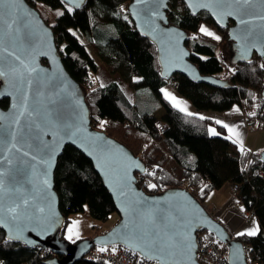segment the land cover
Listing matches in <instances>:
<instances>
[{
	"label": "water",
	"instance_id": "1",
	"mask_svg": "<svg viewBox=\"0 0 264 264\" xmlns=\"http://www.w3.org/2000/svg\"><path fill=\"white\" fill-rule=\"evenodd\" d=\"M63 1L81 8L87 0ZM182 1L192 14L206 11L217 27L228 28L230 64L256 53L264 65V0ZM169 2L130 0L126 6L134 27L156 46L162 77L180 73L194 82L231 86L227 78L202 74L190 60L189 34L170 22ZM13 8L11 17L0 19V99L9 101L0 105V229L5 238L50 249L54 255L44 264H74L95 245H121L161 264H203L197 232L209 229L227 244L229 264H249L244 243L190 189L169 186L150 193L138 184L146 163L91 124L84 87L66 69L52 27L27 0H13ZM25 73L27 83L18 76ZM68 144L91 160L119 215L105 232L77 242L62 236L66 215L54 181ZM259 155L264 161V149Z\"/></svg>",
	"mask_w": 264,
	"mask_h": 264
},
{
	"label": "trees",
	"instance_id": "2",
	"mask_svg": "<svg viewBox=\"0 0 264 264\" xmlns=\"http://www.w3.org/2000/svg\"><path fill=\"white\" fill-rule=\"evenodd\" d=\"M27 1L52 27L66 69L83 85L91 124L124 142L146 163L147 170L139 175L138 184L147 192L156 193L169 186L200 187L207 180L199 192L200 200L212 188L225 183H231L232 188L237 184V190L232 191L260 224L255 235L237 238L249 248L247 254L252 262H264V161L260 152L240 147L229 139L224 124L206 115L185 112L165 95L163 89L169 79L160 73L156 46L134 27L122 8L130 0H87L81 8L63 0ZM167 14L171 23L187 30L189 58L200 72L224 76L232 84L217 87L176 73L171 79L177 82L178 91L200 111L223 112L239 106L247 123L255 129L264 126V69L260 67V57L254 55L235 65L225 63L217 54L222 41L199 31L203 23L216 27L208 12L192 14L182 1L170 0ZM81 35L110 73L118 74L134 87L139 101L132 102L117 80L105 85L97 82L99 64L86 43L81 42ZM134 76L138 78L133 80ZM8 102V98L0 99L3 107ZM147 103L150 104L145 107ZM160 107L164 112L159 118L155 110ZM162 125H166L164 131L160 130ZM54 181L66 222L70 214L86 209L101 221H107L116 212L112 196L91 160L71 144L65 146L58 158ZM44 261L36 247L9 241L0 229V264ZM200 261L205 264L202 257ZM74 264L109 262L83 257Z\"/></svg>",
	"mask_w": 264,
	"mask_h": 264
},
{
	"label": "rangeland",
	"instance_id": "3",
	"mask_svg": "<svg viewBox=\"0 0 264 264\" xmlns=\"http://www.w3.org/2000/svg\"><path fill=\"white\" fill-rule=\"evenodd\" d=\"M179 1H182V0H179ZM128 2L125 3L124 5H122L123 10L125 9L124 11H126V5L128 4ZM183 4H184V2H183ZM124 11H122V9H121L120 13L124 14L123 13ZM215 26H216V24H215ZM201 28H206L208 30V32H211L213 35H208L206 32L200 31ZM218 28H217V26L214 27L213 24L203 23L200 26L199 31L201 33H203L204 35L214 39L215 41L217 40V42H220V41L223 42V43L222 42L219 43L220 45L217 48V54L221 55L222 58H225V63H227V62L229 63V61H230V50H229L228 45H227V43H228V28H227L226 32H222ZM223 30H225V29H223ZM217 37H219V39H217ZM79 38H80L81 42L86 43L88 49L93 54V56L97 60V63L99 64L98 65V71L96 74L97 82L100 85H105L111 80H117L123 86V88L126 90V92L128 91L129 99L132 102H134L135 100H138L139 98L137 97V93L134 90V87L129 82L124 81L118 74L110 73L108 71V69L106 68V66L104 65V63L99 58V56L96 53V51L94 50L93 46L87 42V38L85 36H82V35ZM137 78L138 77L134 76L133 80H136ZM220 78H225V77L221 76ZM167 87L169 88V90L178 92V85L176 86V82L171 78H169V82H168ZM169 92H171V91H169ZM154 103L155 102L153 101L152 105ZM149 104L150 103H147V105L145 107L149 106ZM235 108H240V107L235 106ZM163 112H164V109L162 107L157 108L155 110V115L160 118L162 116ZM201 114L204 115L203 113H201ZM248 127H249V123H247V126H246V129L248 130L249 134L247 135L246 141L244 143L245 148L260 152L261 150L264 149V126L256 127L255 130H249ZM98 128L100 129V126H98ZM204 185L205 184L202 183V185L200 187H204ZM228 185L232 186L231 183H225L224 185H222L220 187L210 189V191H208V192L215 199H221L222 197H225L226 193H228V195L230 197L233 195V193H232L231 187H229ZM227 190H228V192H227ZM195 195L199 197V193H197ZM117 218H118V213L114 212L110 215V217L107 221H101V220L94 218L88 209H86V211H84V212H77V213L70 214L68 217V220L66 222V225H65L64 237L67 240H69L70 242H77L83 238L93 237L96 234L103 233L107 229H109L116 222ZM70 228L72 229V233H71L72 239L71 240L68 239V236L70 234L68 230ZM96 247L97 248H114L115 245H107V246L106 245H104V246L95 245L94 248H96Z\"/></svg>",
	"mask_w": 264,
	"mask_h": 264
},
{
	"label": "crops",
	"instance_id": "4",
	"mask_svg": "<svg viewBox=\"0 0 264 264\" xmlns=\"http://www.w3.org/2000/svg\"><path fill=\"white\" fill-rule=\"evenodd\" d=\"M121 87L129 98L128 91L126 92L122 85ZM163 92L170 93L172 96H174L176 100L180 102L179 108L184 109L183 111L197 114L203 113L204 115L212 117L220 123L227 125L228 127L226 128L228 136L231 137V139L234 140L240 147H245L244 143L249 132L246 129L247 121L240 108L233 107L223 112H217L212 110L200 111L193 105V103L188 98L182 95L179 91H172L169 90L168 87H165L163 89ZM229 128H231L233 131L230 132L228 130ZM228 186L231 187L230 185ZM232 193L233 195L230 197L228 193H226L225 197H222L221 199H215L208 192L204 196H202L201 201L204 205L206 204L205 207L210 211V213L219 221H221L233 235L238 236V233L241 232L247 234V232L253 230H255L256 233L260 231V224L256 216L248 213L245 210L244 206L241 205V203L239 202L235 192L232 191ZM107 249L112 250L114 248ZM248 262L249 264H254L255 261L252 262L248 258ZM261 263L264 264V262Z\"/></svg>",
	"mask_w": 264,
	"mask_h": 264
},
{
	"label": "built area",
	"instance_id": "5",
	"mask_svg": "<svg viewBox=\"0 0 264 264\" xmlns=\"http://www.w3.org/2000/svg\"><path fill=\"white\" fill-rule=\"evenodd\" d=\"M176 82V81H175ZM176 82V86H177ZM166 125H162L160 130L164 131ZM249 130H255L253 124H249ZM204 184L207 180H204ZM202 187L190 188L194 194L199 193ZM238 188L237 184L232 187L233 191ZM199 257L205 260V264H229L228 262V247L227 244L221 242L217 236L209 229H203L197 232L196 238ZM114 249H107V251H100V248H92L84 257L90 259H105L109 264H161L157 260L145 258L139 256L137 253L131 251L129 248L118 245ZM38 251L45 260L49 259L54 253L45 247H38ZM249 251V248H248ZM254 264H262L259 261H255Z\"/></svg>",
	"mask_w": 264,
	"mask_h": 264
},
{
	"label": "snow or ice",
	"instance_id": "6",
	"mask_svg": "<svg viewBox=\"0 0 264 264\" xmlns=\"http://www.w3.org/2000/svg\"><path fill=\"white\" fill-rule=\"evenodd\" d=\"M246 2V0H245ZM14 12V8H13V0H0V19H3L4 17H11L12 14ZM8 28L12 27V24H7ZM200 31L202 32H206L208 35H213L211 32H208V30L206 28H201ZM217 39H219V37H217ZM17 63L20 62V58L18 56L12 57ZM261 68H264V65H260ZM0 75H4V69L0 68ZM18 76L24 80L25 83H27V76L26 73L25 74H18ZM165 95H167L169 97V99H171L177 107H180V102L176 100V98L174 96H172L170 93H165ZM184 110V109H181ZM254 115V113L252 114ZM217 123H220L219 121H217ZM225 127H228L227 125H224ZM230 132L233 131L231 128L228 129ZM229 139H231V137H229ZM150 187H156V185H150ZM69 236L68 239H72V229L70 228L69 230ZM245 233L241 232L238 233V235H244ZM256 231H249L247 232V235H255ZM100 251L104 252L107 251V249L105 248H101ZM116 249H113V252H115Z\"/></svg>",
	"mask_w": 264,
	"mask_h": 264
},
{
	"label": "flooded vegetation",
	"instance_id": "7",
	"mask_svg": "<svg viewBox=\"0 0 264 264\" xmlns=\"http://www.w3.org/2000/svg\"><path fill=\"white\" fill-rule=\"evenodd\" d=\"M223 29L227 30V28H223ZM254 55H257V54L254 53L253 56H254ZM253 56H252V58H253ZM252 58H251V59H252ZM223 59H224V61H225V58H223ZM35 247L38 249L39 246H35ZM51 257H52V256H51ZM51 257H50V258H51Z\"/></svg>",
	"mask_w": 264,
	"mask_h": 264
},
{
	"label": "bare ground",
	"instance_id": "8",
	"mask_svg": "<svg viewBox=\"0 0 264 264\" xmlns=\"http://www.w3.org/2000/svg\"><path fill=\"white\" fill-rule=\"evenodd\" d=\"M184 105H186V104H184Z\"/></svg>",
	"mask_w": 264,
	"mask_h": 264
}]
</instances>
